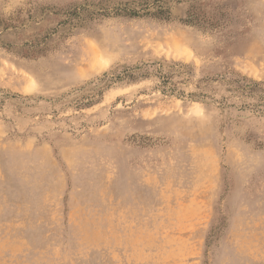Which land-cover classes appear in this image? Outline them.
<instances>
[{"label": "rangeland", "instance_id": "rangeland-1", "mask_svg": "<svg viewBox=\"0 0 264 264\" xmlns=\"http://www.w3.org/2000/svg\"><path fill=\"white\" fill-rule=\"evenodd\" d=\"M0 264H264V0H0Z\"/></svg>", "mask_w": 264, "mask_h": 264}]
</instances>
